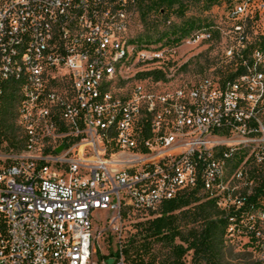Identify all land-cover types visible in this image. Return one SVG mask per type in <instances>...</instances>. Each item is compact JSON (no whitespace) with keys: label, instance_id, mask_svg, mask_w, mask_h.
Segmentation results:
<instances>
[{"label":"built area","instance_id":"2783aa9c","mask_svg":"<svg viewBox=\"0 0 264 264\" xmlns=\"http://www.w3.org/2000/svg\"><path fill=\"white\" fill-rule=\"evenodd\" d=\"M128 0H0V81H5L8 57L20 63L21 38L34 41L29 84L20 86L22 103L19 134L23 151L0 145V264H126L121 233L127 219L149 215L165 202L197 189L213 187L216 206L224 220L238 221V229L225 232L235 251L264 264V86L258 60L264 58V0H222L206 14L225 23L229 35L225 63L230 71L205 77L182 90L160 93L150 85H135L128 94L102 103L99 83L111 77L112 54L128 31ZM70 19L81 21V32L68 38ZM33 27V35H26ZM200 35L187 45H197ZM123 51H121L122 54ZM169 48L160 54L138 55L139 62L171 63ZM227 71V70H226ZM236 76L237 83H229ZM260 87V96L239 97L233 87ZM49 97L50 108L39 99ZM175 104L180 123L167 115ZM93 113L94 123H87ZM122 117L115 141L133 155L138 122L154 120L153 139L158 150L144 153L148 174L128 179L109 166L102 155L105 124ZM14 118V117H13ZM40 125L33 126V119ZM102 142L95 143V136ZM241 148L240 178L251 192L218 186L220 158L229 155L237 138ZM31 141L45 143V152L28 154ZM61 151L59 152V150ZM4 150V152H3ZM170 168L160 177L158 167ZM98 215L103 217L98 218ZM105 223L119 241L113 258L97 256L95 225Z\"/></svg>","mask_w":264,"mask_h":264},{"label":"trees","instance_id":"16d2710c","mask_svg":"<svg viewBox=\"0 0 264 264\" xmlns=\"http://www.w3.org/2000/svg\"><path fill=\"white\" fill-rule=\"evenodd\" d=\"M201 1L205 3L208 11L213 4H221L222 0H128L129 5L137 8L140 21L145 24L150 23L149 18L152 15L164 17L175 7L183 16L190 4ZM206 21V25L199 30H195L198 26L191 22L171 33H160L157 40L146 35L130 41L138 48L155 46L154 44L176 47L198 32L212 36L208 40L221 41L219 32L213 28L217 25L215 16ZM152 26H148L149 32L157 33V29ZM163 39L166 41L162 42ZM235 78L236 76H228V80ZM138 79H149L153 83L168 81L162 70L147 71L139 74ZM10 89H6L0 103V145H7V152H22L24 138L16 132L18 130L13 118L17 101ZM147 218L135 225L136 233L122 248L126 264H185L184 259L189 254L192 255L191 264H233L234 261L237 264H254L251 257L239 254L231 245H227V224L222 212L213 201L204 200L197 189L165 202L158 211L149 213ZM102 259L108 261L106 257Z\"/></svg>","mask_w":264,"mask_h":264},{"label":"bare ground","instance_id":"6f19581e","mask_svg":"<svg viewBox=\"0 0 264 264\" xmlns=\"http://www.w3.org/2000/svg\"><path fill=\"white\" fill-rule=\"evenodd\" d=\"M71 28L74 30L68 31V38H76V32H81L82 24L78 19H70ZM219 32V35L224 37L229 41V35H226V26L225 23L219 24V27H213ZM26 35H33V27H26ZM23 54H21L20 63H15V57H8V65H11L9 68L8 76L5 81H0V103L6 92L7 88H11L10 92L14 95L16 99V109L14 114V125L18 130V122L16 120H22V103L18 99V90H21L20 86L29 84V75H30V65L32 61L31 51L34 49V41H28V38H21ZM121 51L122 54H121ZM160 49L155 46L142 47L138 48L134 46L130 40L124 39L119 41L118 50H114L112 54V64L113 67H110L111 77H105V83H99V91L103 93L101 96L102 103H109L108 96H110V85H113V82L119 81L122 84L128 79L130 72L135 68L140 69V73H146L147 71H159V61H149V62H139L134 67H131L135 60L138 59V55L145 54H160ZM163 63H161L160 71H163ZM259 66V76L263 81L264 86V58L258 60ZM138 74V75H139ZM229 83H237L236 78L233 80H228ZM150 84V83H149ZM135 85L146 86V84L137 83ZM151 85V84H150ZM154 85V84H153ZM192 86V85H188ZM160 85L150 86L155 90H159L160 93L167 91H177L182 90L183 87H177V89H165L159 88ZM9 90V89H8ZM9 92V91H8ZM130 90H124L123 87H120V90L111 91V98L113 100L120 99V94H128ZM233 94L239 97H255L260 96V87L251 88L250 85H239L233 87ZM40 108H50L49 97H42L39 99ZM1 106V104H0ZM1 111V110H0ZM167 115L170 116V119H173V124L180 123V116L177 117L175 104H168ZM1 117V115H0ZM87 123H94L93 113H86ZM119 124H122V117H116L115 121H111V124H105L104 132L105 134V144L109 148H102V155L104 156L105 161L109 166L114 167V170L122 171V176L124 178L133 179L141 178L144 174H148V167L135 166L142 165L144 161L145 149L148 150H158L157 143H154L153 139H147L145 143V136L143 132L154 133V120H147L145 122H138V125L135 127V143L133 145V155L130 156L127 151H123L122 147H119V143L115 141V132L119 130ZM40 125V118L33 119V126ZM23 138H24V134ZM102 142V135L95 136V143ZM237 144L230 150L229 155L225 158H220V175L218 177V186H225L231 188L232 190H237V195H242L244 192H251L250 185H243V182L239 180L240 175V159L239 154L241 153V148H246V136H240L237 138ZM28 154H38L39 152H45V143L41 141H31L29 146H27ZM158 175L160 177H169L170 168L167 166L158 167ZM205 191V200L213 201L214 200V191L213 187L204 188ZM216 205V203H215ZM264 209V202H262ZM224 217V213L222 212ZM128 212H121V219H127ZM226 222V221H225ZM226 232L233 231V229H238V221H227L226 222ZM0 228H2V220L0 218ZM262 231L264 233V221L257 222V232ZM227 245H231L234 250V243L230 242L229 234L225 236ZM244 255V253H239ZM253 263L255 264V257H251Z\"/></svg>","mask_w":264,"mask_h":264},{"label":"rangeland","instance_id":"374dc122","mask_svg":"<svg viewBox=\"0 0 264 264\" xmlns=\"http://www.w3.org/2000/svg\"><path fill=\"white\" fill-rule=\"evenodd\" d=\"M189 7L188 11L183 16L179 13V11H177V7H175L173 11H169L164 17L158 14L152 15L149 18L150 23L145 24L140 21L137 8L133 7V5H129V10L127 12L129 26L128 31L124 35V39L134 40L144 38L148 35L152 37L153 40H157L160 33H171L172 31L185 27L186 24H190L191 22L194 23L195 26H198L195 30L202 29L206 25V20L213 18V15L206 14L209 10L207 11L205 3L202 1L190 4ZM219 24L221 23H217L215 27H219ZM148 26H152V28L157 29L158 32H149ZM201 34L205 35L202 32H198L193 35L191 39H185L176 47H170L168 45L163 47L162 45L156 46L158 44H154L155 47L160 49V52L169 48L170 53L173 54L172 62L170 64L163 63L162 66L163 71L167 75V82L153 83L149 79H146V81H140L138 79V74L141 71L140 69L135 68L132 72H130L128 79L120 85L124 90H130L133 86H135V84L140 82L142 84L150 83V86L160 85L162 88L172 90L177 89V87L192 85L208 76H213L222 72L228 73L230 71V67L225 63V52L228 50L229 41L222 36L220 38L221 41L219 42H217V40H208L207 38L200 41L197 45H187L186 42L195 41ZM165 41L166 39H163L162 42ZM214 44L216 46H214ZM101 217L103 216L98 215V218ZM147 219V215L135 214L129 219L127 218V220L122 223L123 231L120 237L123 246L128 242V239L133 237L136 233L135 225ZM95 230L97 233L96 237L101 234V237L97 238L96 243L98 258L102 259L106 257L108 260L112 259V255L118 250L117 246L120 240L111 235L108 226L104 222L97 223L95 225ZM155 247L158 248L159 246ZM234 255H236V253H234ZM191 260L192 255L189 254L185 257L184 262L185 264H191ZM233 264H237V262L234 261Z\"/></svg>","mask_w":264,"mask_h":264},{"label":"water","instance_id":"95a60500","mask_svg":"<svg viewBox=\"0 0 264 264\" xmlns=\"http://www.w3.org/2000/svg\"><path fill=\"white\" fill-rule=\"evenodd\" d=\"M61 151V149L59 150V152ZM108 264H112V262H109Z\"/></svg>","mask_w":264,"mask_h":264}]
</instances>
